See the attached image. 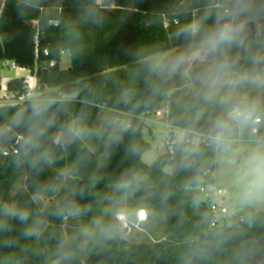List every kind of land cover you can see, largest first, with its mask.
I'll return each mask as SVG.
<instances>
[{"label":"trees","instance_id":"trees-1","mask_svg":"<svg viewBox=\"0 0 264 264\" xmlns=\"http://www.w3.org/2000/svg\"><path fill=\"white\" fill-rule=\"evenodd\" d=\"M213 0H2L0 1V63L12 62L27 69L36 80L39 96L58 98L57 126L50 135L55 147L51 166L36 172L18 166L16 150L22 138L16 130L13 138L0 144V204L29 208L47 222L39 242L25 239L22 224L12 221L10 233H0V264H55L53 255L61 234H65V216L53 215L56 205L45 210L36 198H52L51 192L38 196L40 186L54 184L60 188L57 170L71 168L83 187L93 174L99 182L81 204L92 205L87 216H94L108 199L116 198L111 185L124 173L135 170L145 183L133 196L137 206L146 202L153 214L166 224L167 237L157 243H127L123 239L108 241L102 248L77 256L72 264H241L234 255L237 246L253 249L244 264H264V212L245 215V222L233 221L230 227L209 229L211 217L197 188L215 184L214 157L207 149L205 128L207 115L192 122L196 111L195 96H182L164 79L159 91L149 87L156 78L149 74L148 62L172 50L189 46L180 35L182 27L203 14ZM264 11V0H257ZM264 27V20L261 21ZM71 54V68H61L63 53ZM54 64V65H52ZM8 91L15 100L30 96L26 79H14ZM134 93L133 104L125 105L120 96ZM30 99L0 107V124L6 123ZM160 110L162 119L172 129L197 143L202 155L190 168H177L179 159L176 134L173 132L169 151L148 166L142 160L150 144L144 139L148 122ZM214 114V113H212ZM97 128L105 119L130 125L118 145L105 151L102 141H76L67 148L56 143L58 129L74 120ZM264 133V124L257 135ZM201 135L204 142H197ZM134 145L135 154L129 152ZM5 151L11 152L5 155ZM26 176L24 192L13 195V189ZM150 197L145 201V197ZM217 229L233 233L234 240L205 258L190 253L206 243ZM5 241H14L5 244Z\"/></svg>","mask_w":264,"mask_h":264},{"label":"clouds","instance_id":"clouds-1","mask_svg":"<svg viewBox=\"0 0 264 264\" xmlns=\"http://www.w3.org/2000/svg\"><path fill=\"white\" fill-rule=\"evenodd\" d=\"M264 11L257 0H213L203 14L195 17L180 30L189 46L172 57H153L147 64L149 74L156 79L149 87L160 90L164 79L182 75L196 90V111L192 122L207 115L205 139L214 157L213 166L217 189L227 191L240 206L264 207V133L257 135L264 124ZM134 93L124 91L119 102L133 104ZM63 101L49 96H34L26 108L18 110L6 123L0 124V144L10 141L16 130L22 138L16 150L18 166L39 172L55 160L51 130L57 126L58 106ZM214 113V114H212ZM127 123L105 119L97 128H89L82 120H74L58 129L56 143L67 148L76 141L96 138L105 151L121 142L129 131ZM129 152L135 154L134 145ZM177 168H190L202 155L200 146L187 136L178 138ZM100 177L93 174L87 183L71 191L56 206L53 215L81 219L92 211V205L77 199L91 194ZM146 183L135 170L122 174L112 185L119 195L107 200L96 215L81 223L71 234H61L55 251V264H72L73 260L92 249L102 248L129 225L146 221L152 209L146 202L130 207L128 200ZM54 184L40 186L42 193L55 194ZM150 194L145 197V201ZM12 221L24 225L25 239H39L47 222L29 208L0 204V233L13 230ZM233 233L217 229L210 239L193 250V258H205L211 251L220 250L234 240ZM14 241H5L11 244ZM251 247L239 245L236 258L244 261L252 255Z\"/></svg>","mask_w":264,"mask_h":264},{"label":"rangeland","instance_id":"rangeland-1","mask_svg":"<svg viewBox=\"0 0 264 264\" xmlns=\"http://www.w3.org/2000/svg\"><path fill=\"white\" fill-rule=\"evenodd\" d=\"M2 1V0H0ZM99 3H101V0H99ZM188 46H185L181 48L180 50H172L167 53H164L160 55V57H172L177 54H180L186 50ZM62 63L61 68L63 70H67L71 68V54L69 52L63 53L62 56ZM18 68L17 66L14 67L12 63L10 62H2L0 64V74L3 76H6L7 78H14L16 71L13 69ZM31 75V74H30ZM172 83L173 90L177 91L179 90L182 96H188V97H194L196 95V90L194 89L193 85L186 80L182 75L176 74L175 76L171 78H166ZM27 85L29 86L30 91V98L31 99L34 96H37L35 92V86H36V80L35 78H27ZM34 89V91H33ZM14 95H12L10 92L7 93V95L0 97V107L12 105V104H18L22 103L24 99L18 101L15 100ZM163 119V118H161ZM160 118L155 119L154 121L148 122L147 127L144 131V139L150 144V149L147 151L144 156L142 157V160L145 164L148 166L153 165L156 160L166 155L169 151L172 150V147H170L169 143L172 141L173 132L176 134V141H178V138L184 137V132L181 129H172L171 126L163 122ZM197 142H200L203 140L201 135H197L195 137ZM205 139V138H204ZM58 174L61 176V186L59 188V191L56 192V194L52 198L47 197H40L36 198V201L41 209H46L49 206L56 205L59 202L63 200V198L71 191L72 188L76 187L77 180L74 177L73 170L71 168H67L65 170H57ZM25 183H26V176L23 173L21 176V179L18 181L16 186L13 189L12 194L18 195L25 190ZM146 183H148V180H146ZM199 194V193H198ZM15 205V204H14ZM128 205L130 207L137 206V203L135 201L134 196H132L128 200ZM253 209V210H252ZM250 211L245 212L242 210L243 213H250L255 211H264V207H253ZM237 210V209H236ZM97 214V213H96ZM94 214V215H96ZM93 216H84L81 219H73L70 216L65 215V221L67 224L64 226V232L67 235H71L75 233L80 224L87 222L90 220ZM167 229L166 224L162 219H159L156 214H153V216H149L146 222L142 223H134L129 225L127 228H125L119 236H117V239H123L127 243H148L153 244L157 243L161 240H164L167 237ZM33 242H39V239L32 238Z\"/></svg>","mask_w":264,"mask_h":264},{"label":"built area","instance_id":"built-area-1","mask_svg":"<svg viewBox=\"0 0 264 264\" xmlns=\"http://www.w3.org/2000/svg\"><path fill=\"white\" fill-rule=\"evenodd\" d=\"M12 65L14 67L17 66L14 63H12ZM166 113H167L166 110H160L159 112L156 113L154 118L164 119ZM200 142H204V140ZM10 153L11 152L9 151H5V155H8ZM196 190L199 193V195H201L202 201L209 211L211 217V221L209 225L210 230H214L216 228H222V227H230L233 225V221L236 220L237 218L240 219L241 222H245V217H244L245 215H240L236 209H232L230 207L227 191L218 190L216 184H202Z\"/></svg>","mask_w":264,"mask_h":264},{"label":"crops","instance_id":"crops-1","mask_svg":"<svg viewBox=\"0 0 264 264\" xmlns=\"http://www.w3.org/2000/svg\"><path fill=\"white\" fill-rule=\"evenodd\" d=\"M10 63H12V62H10ZM13 70L16 71L15 77L13 79L7 78L6 76H3L2 74H0V97H3L5 95H7V93H9L8 84L10 81H12L14 79L34 78L30 75V72L27 69H23V68L18 67V68L13 69ZM33 91H34V89H33ZM26 98H30V97H26ZM26 98L24 100H26ZM215 183L217 185V181H215ZM228 201H229L230 207L232 209H237V211L240 215L246 214V213H243L242 210H244L245 212H248L253 208L252 206H240V205L236 204L234 201L231 200L229 193H228ZM253 212H264V211H255L254 210Z\"/></svg>","mask_w":264,"mask_h":264},{"label":"bare ground","instance_id":"bare-ground-1","mask_svg":"<svg viewBox=\"0 0 264 264\" xmlns=\"http://www.w3.org/2000/svg\"><path fill=\"white\" fill-rule=\"evenodd\" d=\"M216 184V183H215ZM204 204V203H203ZM205 205V204H204Z\"/></svg>","mask_w":264,"mask_h":264}]
</instances>
